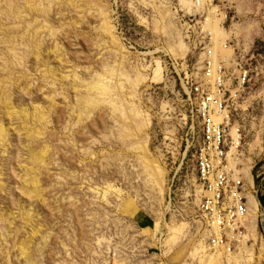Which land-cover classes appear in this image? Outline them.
I'll list each match as a JSON object with an SVG mask.
<instances>
[{"label": "rangeland", "instance_id": "374dc122", "mask_svg": "<svg viewBox=\"0 0 264 264\" xmlns=\"http://www.w3.org/2000/svg\"><path fill=\"white\" fill-rule=\"evenodd\" d=\"M199 1L0 0V264H264V0ZM213 39L231 89L234 65L248 71L257 194L252 232L223 255L182 143L183 73Z\"/></svg>", "mask_w": 264, "mask_h": 264}, {"label": "built area", "instance_id": "2783aa9c", "mask_svg": "<svg viewBox=\"0 0 264 264\" xmlns=\"http://www.w3.org/2000/svg\"><path fill=\"white\" fill-rule=\"evenodd\" d=\"M199 2L195 0V5ZM210 37L207 33L208 42ZM230 63L217 56L213 44L208 43L181 80L190 110V125L182 143L195 173V219L206 238V248L216 253H231L252 232L256 202L246 171L241 117L248 71L239 63L234 65L238 89H231Z\"/></svg>", "mask_w": 264, "mask_h": 264}, {"label": "bare ground", "instance_id": "6f19581e", "mask_svg": "<svg viewBox=\"0 0 264 264\" xmlns=\"http://www.w3.org/2000/svg\"><path fill=\"white\" fill-rule=\"evenodd\" d=\"M209 26V25H208ZM212 26V25H211ZM211 26H209V31H210V33L211 34H213L214 35V37H217V34L219 33H221V32H223V30L221 29V28H219V26L217 27V29L215 30H213V28H211ZM211 30H213V31H211ZM213 41H214V45H213V49H214V51L217 49V45H216V42H215V40L213 39ZM258 142V141H257ZM253 148V147H252ZM253 151H255V148H253ZM249 164V163H248ZM247 174H248V178H249V182H250V184L251 185H253V182H252V176H251V174H250V170H249V165H248V168H247ZM253 201V200H252ZM253 203H254V201H253ZM255 204V203H254ZM256 209V208H255ZM247 237H245L244 238V241H243V243L245 242V239H246ZM213 254H215V255H217V254H222V253H213ZM223 255V254H222ZM228 255H230V254H228ZM256 259V255L255 254H251V255H249V256H247L246 258H245V260H244V262H243V264H254L253 262H254V260ZM217 258H214L213 256H212V258L210 259V261H209V264H217L218 262H217ZM240 264V263H239Z\"/></svg>", "mask_w": 264, "mask_h": 264}, {"label": "trees", "instance_id": "16d2710c", "mask_svg": "<svg viewBox=\"0 0 264 264\" xmlns=\"http://www.w3.org/2000/svg\"><path fill=\"white\" fill-rule=\"evenodd\" d=\"M261 202H262V204H263V206H264V198L261 200Z\"/></svg>", "mask_w": 264, "mask_h": 264}]
</instances>
